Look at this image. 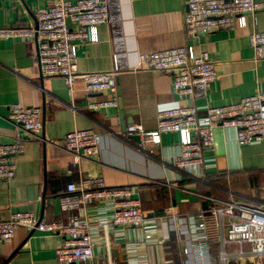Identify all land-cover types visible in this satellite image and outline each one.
I'll return each mask as SVG.
<instances>
[{"label":"crops","instance_id":"crops-1","mask_svg":"<svg viewBox=\"0 0 264 264\" xmlns=\"http://www.w3.org/2000/svg\"><path fill=\"white\" fill-rule=\"evenodd\" d=\"M54 1L61 0H0V29H34L37 11ZM107 1L109 22L98 28L99 42L79 48L78 66L82 73L103 72L118 63L117 108L91 110L90 104L107 100L108 95L88 93L78 84L71 98L61 77L43 76L36 39L24 43L0 38V145L12 144L17 135L24 143V152L12 158L15 177L0 181V222L17 212H31L46 223L67 222L71 215L87 219L94 258L80 264H222L221 219L213 217L210 209L232 202L264 207V140L241 146L234 128L219 127L214 150L205 154L209 162L191 176L175 165L179 135L164 134L148 143L130 138L138 135L128 134V126L156 130L159 106L178 100L172 74L138 69V56L179 47H192L196 54L207 52L217 81L206 98L181 101L200 108L203 117L205 107L228 105L264 92V61L255 60L248 39L254 32H264V13L255 20L248 17L244 29L190 37L185 30L188 0ZM14 104L42 109L41 139L26 137L8 121ZM88 129L103 136L101 150L94 158L77 160L65 151V137ZM88 176L102 177L109 188L130 189L132 198L140 200L148 225L104 229L101 224L110 221L115 208L112 199L63 212L66 203H77V195L68 186ZM199 213L206 216L210 234L204 261L192 246ZM222 221L226 235L230 220ZM64 240V236L19 228L11 242L0 240V264L5 260L9 264H58L56 251ZM239 250L237 245L228 247L231 253ZM248 255L231 257L228 264H253Z\"/></svg>","mask_w":264,"mask_h":264},{"label":"built area","instance_id":"built-area-1","mask_svg":"<svg viewBox=\"0 0 264 264\" xmlns=\"http://www.w3.org/2000/svg\"><path fill=\"white\" fill-rule=\"evenodd\" d=\"M185 16V30L190 37L216 33L234 27L244 29L248 17L264 13V1L257 0H188ZM37 26L34 29H0L1 39H18L24 43L36 39L37 59L42 75L61 77L71 98L78 84L86 92L107 94L108 99L90 104L97 111L118 107V81L121 71L116 62L113 69L103 72L82 73L79 70L78 50L88 43L99 42L98 28L109 22L110 8L107 0L54 1L36 13ZM70 21V24H68ZM257 62L264 61V32H254L248 37ZM137 68L159 74H172L173 93L177 101L160 105L157 115V129L146 131L140 125H130L127 133L138 135L144 143L157 142L164 134L180 137V153L175 165L193 176L206 167L209 160L205 154L212 152L215 145V130L219 127L234 128L239 145H255L264 140V92L244 97L240 101L216 107L201 109L195 105L184 106L183 99L206 98L218 79L215 64L207 52L196 54L192 47H179L138 56ZM8 121L30 139H41L43 111L38 107H22L14 104L9 109ZM45 144L50 142L42 138ZM103 142V136L95 130H74L65 137V151L77 160L96 157ZM24 152L21 135L9 145H0V181L10 182L16 173L13 157ZM76 194L77 203H66L63 212L86 208L96 201L112 199L114 211L110 221L101 226L107 229L130 227L144 229L148 220L142 212L140 200L132 198L128 188H109L102 177L88 176L78 185L68 186ZM213 217L221 219L222 264H228L231 257H245L253 264H264V207L245 202H232L225 207H211ZM230 220L226 235L223 219ZM195 243L201 261L207 256L210 241L209 227L204 213L194 219ZM19 228L29 232H40L64 236L57 249L58 264H80L94 258L95 243L92 227L87 219L71 215L67 222L46 223L31 212H17L8 221L0 222V240L11 242ZM237 245L240 250L228 252V247ZM250 246L249 250L244 247ZM191 248V245H190ZM190 249H187V253ZM248 252V253H247Z\"/></svg>","mask_w":264,"mask_h":264},{"label":"water","instance_id":"water-1","mask_svg":"<svg viewBox=\"0 0 264 264\" xmlns=\"http://www.w3.org/2000/svg\"><path fill=\"white\" fill-rule=\"evenodd\" d=\"M227 1H229V0H227ZM68 24H70V21H68ZM25 45H21V49H22V51H26L25 50ZM24 55V54H23ZM30 63L32 64L33 63V59H31V61H30ZM120 95V93H119V89H118V96ZM119 107H120V109H121V111H122V101L121 100H119ZM121 116H122V114H121ZM123 119V118H122ZM130 138H132V139H135V138H138V139H141L139 136H130ZM137 140V139H136ZM9 262H10V260H5L4 261V263L3 264H9Z\"/></svg>","mask_w":264,"mask_h":264}]
</instances>
